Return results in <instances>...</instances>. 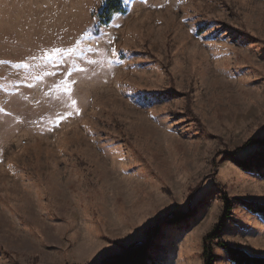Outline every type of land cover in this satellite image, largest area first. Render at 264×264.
I'll return each instance as SVG.
<instances>
[{"label": "rangeland", "instance_id": "1", "mask_svg": "<svg viewBox=\"0 0 264 264\" xmlns=\"http://www.w3.org/2000/svg\"><path fill=\"white\" fill-rule=\"evenodd\" d=\"M104 1L0 0V264L264 258V0Z\"/></svg>", "mask_w": 264, "mask_h": 264}, {"label": "trees", "instance_id": "2", "mask_svg": "<svg viewBox=\"0 0 264 264\" xmlns=\"http://www.w3.org/2000/svg\"><path fill=\"white\" fill-rule=\"evenodd\" d=\"M126 8L122 6L120 0H105L98 14L99 21L103 24L110 22L115 14H125ZM231 212V207L228 202H225L223 219H228ZM223 220V221H224ZM216 231L220 232V228ZM216 235V233H215ZM222 249L226 250L228 259L232 264H264V258L249 256L248 254L238 249H233L222 242L218 244ZM203 264H214L215 257L210 246L203 247ZM101 264H154L148 253L146 243L137 244L127 248L122 253L108 258Z\"/></svg>", "mask_w": 264, "mask_h": 264}, {"label": "snow or ice", "instance_id": "3", "mask_svg": "<svg viewBox=\"0 0 264 264\" xmlns=\"http://www.w3.org/2000/svg\"><path fill=\"white\" fill-rule=\"evenodd\" d=\"M73 104H75V101H73Z\"/></svg>", "mask_w": 264, "mask_h": 264}]
</instances>
